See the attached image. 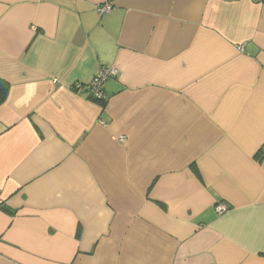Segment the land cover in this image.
Masks as SVG:
<instances>
[{"label":"crops","instance_id":"1","mask_svg":"<svg viewBox=\"0 0 264 264\" xmlns=\"http://www.w3.org/2000/svg\"><path fill=\"white\" fill-rule=\"evenodd\" d=\"M0 77V264H264V0H0Z\"/></svg>","mask_w":264,"mask_h":264},{"label":"built area","instance_id":"2","mask_svg":"<svg viewBox=\"0 0 264 264\" xmlns=\"http://www.w3.org/2000/svg\"><path fill=\"white\" fill-rule=\"evenodd\" d=\"M100 9L103 11V12H106L107 10L110 9V5L107 4V5H101L99 6ZM117 69L116 68H102L101 70H99V72H97L94 77L92 78L91 80V91L101 97V96H104L103 92L100 91L101 88H104V84L105 82L111 78L112 76H115L117 74ZM2 201L0 200V206L2 205ZM216 209L217 211L220 213V214H223L225 212H227L229 210V206L226 204V203H218L217 206H216Z\"/></svg>","mask_w":264,"mask_h":264},{"label":"trees","instance_id":"3","mask_svg":"<svg viewBox=\"0 0 264 264\" xmlns=\"http://www.w3.org/2000/svg\"><path fill=\"white\" fill-rule=\"evenodd\" d=\"M90 86H91V83H88L80 87H82L83 89L82 92L86 94L89 100L94 101L105 107L109 100V96L107 95L105 88L100 89V91L103 92L104 96L99 97L91 91ZM78 88L79 86L77 85L73 86L74 90H77ZM9 89H10V83L0 77V105L6 100L7 95L9 93Z\"/></svg>","mask_w":264,"mask_h":264}]
</instances>
